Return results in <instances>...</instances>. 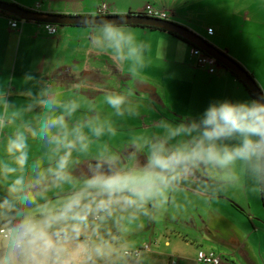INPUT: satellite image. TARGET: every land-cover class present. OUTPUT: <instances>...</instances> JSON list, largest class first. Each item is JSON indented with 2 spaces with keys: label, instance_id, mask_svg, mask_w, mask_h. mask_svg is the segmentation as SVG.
Listing matches in <instances>:
<instances>
[{
  "label": "crops",
  "instance_id": "obj_1",
  "mask_svg": "<svg viewBox=\"0 0 264 264\" xmlns=\"http://www.w3.org/2000/svg\"><path fill=\"white\" fill-rule=\"evenodd\" d=\"M23 1L19 3L26 5ZM29 3L32 8L28 9L68 16H95L100 12L142 14L151 5L168 13L170 21L225 51L264 91V0H32ZM12 18L0 13V114L19 110L21 116L11 127L0 131L2 160L10 159L3 144L18 126L39 127L46 112L38 104L44 98L42 92L55 95L62 102L80 103L77 122L73 121V115L65 117L69 128L104 113L105 110H98L97 100L89 97L95 87L89 86L90 83L82 85V76L74 71L78 66L85 67L80 74L100 77L101 73L116 70L133 78L131 81L140 82H124L128 86L125 92L119 90L123 88L119 83L118 87H113L114 91L101 90L108 92L103 96L117 94L126 97L124 116L117 115L122 122L113 125V132L116 126H125L138 135L118 141L120 146L117 147H113L111 140L109 148L120 157L124 166L146 162V150L138 151L134 142L140 137L154 139L162 136L161 120L177 125L185 118L198 120L212 103L252 101L226 70L216 66L214 73H209L198 65V57L192 55L190 46L166 33L123 27L125 31H131L137 41L152 45L151 51L144 54L147 74H134L129 70L131 61L118 63L110 50L103 51L93 45L92 37L98 34L96 28L63 26L57 27L56 33L50 35L45 25L33 22H19L17 29H11L9 21ZM158 44L162 55L159 60L156 57ZM101 63L102 70H99L97 65ZM143 68H140L141 72ZM26 76L31 79L26 80ZM52 82L55 83L53 86ZM139 86L146 90L134 91V87ZM87 87L91 89H85ZM96 91L95 95L98 94ZM61 113V108H55L52 114ZM150 115L153 118L148 119ZM148 129L155 132L147 133ZM28 145L29 174L36 161L44 169L54 166L52 145L46 140L29 135ZM95 158L74 156L69 171L77 180H82L88 163H95ZM198 172L206 181L189 176L169 193V201L164 207L152 209L149 206L151 216L146 221L145 232L154 227L168 230L175 234L171 235L173 238L187 244L179 235L183 233L196 243L197 254L199 251H214L222 256V264H264V209L260 204V193L251 189L246 178L243 187H225L212 173ZM59 192V189H52L47 195L52 198ZM5 194L6 189L0 183V198ZM154 242L157 248L171 247L169 240L162 242L157 237ZM147 243L148 239L142 237L135 246L141 248ZM196 258L189 261L196 264Z\"/></svg>",
  "mask_w": 264,
  "mask_h": 264
},
{
  "label": "clouds",
  "instance_id": "obj_2",
  "mask_svg": "<svg viewBox=\"0 0 264 264\" xmlns=\"http://www.w3.org/2000/svg\"><path fill=\"white\" fill-rule=\"evenodd\" d=\"M96 19L93 15L82 23L95 27ZM122 23L100 21L92 43L110 50L118 63L131 61L135 74L145 67L144 54L152 45L117 26ZM156 57L162 59L160 44ZM41 96L38 104L46 112L39 127L18 126L4 145L10 159H0V183L6 189L0 198V264H127L129 245L113 235L109 222L117 232L127 233L141 215H148L149 206L164 207L169 193L198 170L212 173L225 187H243L246 178L253 191L264 193V96L250 102L212 103L198 120L185 118L177 125L161 120L162 136L134 142L138 151L146 150V162L124 166L105 146L95 163H88L82 180L69 169L73 151H90L84 129L97 138L113 129L98 118L69 128L65 117L80 104L62 102L46 92ZM105 102L123 115L125 96L106 95ZM55 108L62 113L52 114ZM20 116L19 110L0 114V131ZM29 135L52 145L54 166L44 169L36 161L28 173ZM52 189L60 192L50 198Z\"/></svg>",
  "mask_w": 264,
  "mask_h": 264
},
{
  "label": "rangeland",
  "instance_id": "obj_3",
  "mask_svg": "<svg viewBox=\"0 0 264 264\" xmlns=\"http://www.w3.org/2000/svg\"><path fill=\"white\" fill-rule=\"evenodd\" d=\"M10 1L15 2V4L22 6V7L32 8L30 5H28V4H30L29 2L32 0H25L26 5H22V3H19V2H24L23 0H2V2H7V3H9ZM97 66H98L99 70H102V63L97 65ZM83 68H85V67L84 66H78V67L74 68V71L77 72L80 75V77L81 76L83 77L84 73L83 74L79 73L80 70H82ZM130 68H131V66H130ZM129 70H131V69H129ZM141 70H142V72L140 71V69H138L137 73L147 74L146 73L147 72L146 66ZM85 79H88V80L93 81V82L95 80L98 81V82L89 84V86L95 87V88H92L94 91L97 90L96 92H98V94L95 95V93L93 91L92 96H89V97L91 99H93L94 101L97 100V107H98L99 111L105 110L103 114L99 115L98 122L104 123L106 127L108 125H110L111 128H113V125H116L117 122H122V119L120 117H117L115 110L112 109L105 102V96H103V95H104V93L107 94L108 92L101 91V90H105V91H111V90H106L104 88L101 89L102 86H100V85H105V86H108L109 88L114 87V86L118 87L119 85L117 83V80L115 78H113L110 73L109 74L101 73L100 78L92 76L91 78L86 77ZM88 80H83V78H82V80L80 79L82 85H85V86L89 83ZM111 80H113V81H112V83L109 84V82ZM99 81H101V82H99ZM54 84L55 83L52 82V86ZM125 86H126V84L121 83V87H123V88H121L119 90L121 92H125L124 90L128 87V86H126V87ZM85 89H91V87H89V88L87 87ZM127 114H129V113H127ZM120 116H122V115H120ZM123 116H124V114H123ZM151 118H153L152 115L148 116V119H151ZM78 120H79V113L77 110V112H75V114L73 113V121L77 122ZM122 127H124V128H122ZM122 127L116 126V128H115L116 130L114 132L105 131V133L102 136H100L99 138L92 136V134L88 130V128H85L84 131L88 135V137L91 141L90 151L86 155H82L78 152H73L72 157H74V156L77 158L78 157H83V158H85V157H96L98 152L100 150H102L105 146H107L108 150L110 152H112V150H110V148H109V145L111 144V140H113V143H114L113 147H117V146H120V143L118 141H120V140L126 141V140L133 139V138L138 136L137 134L134 133V132H136L135 130L128 131V129L125 128V126H122ZM151 131H152V129L151 130L148 129L147 133H149ZM137 132H138V129H137ZM153 132H155L154 129H153L152 133ZM4 144H3V146H4ZM260 204H261V202H260ZM150 216H151V211H149L148 215H141L140 219L138 221H136V223L130 227V230L127 233L117 232L116 228L111 224V222H109L108 227L111 229L113 235L120 237L122 242L128 243L129 252H135L138 250L141 251L147 245H150V250L149 251H146V250L141 251L139 258H135V259H128L127 258V264H170L171 258H173L175 260L176 264H192L191 261H189V260H191V258H193V257L195 258L197 256L198 247H197L196 243L191 242L192 241L191 237L190 236L184 237L183 233H179V235H181V237L185 241H187V244H185V243L183 244V243L179 242L178 240H176V238H173L174 236H171V235H175V234L173 232L168 231V230H163V229L154 227L151 230L145 232V226H146L145 224H146V221L150 218ZM142 237H146L148 239L149 243H147L145 246L143 245V247H141V248L139 246H135V244L140 242ZM157 237L160 238L162 242H164L165 240H169L171 243V247L169 249H165V248H163V246H161L160 248H157L156 244L154 242ZM160 250L165 252V255H164V253H161ZM206 251H209V250H206ZM160 254L163 255L164 257H162ZM182 259H186L188 261L182 262L183 261Z\"/></svg>",
  "mask_w": 264,
  "mask_h": 264
},
{
  "label": "water",
  "instance_id": "obj_4",
  "mask_svg": "<svg viewBox=\"0 0 264 264\" xmlns=\"http://www.w3.org/2000/svg\"><path fill=\"white\" fill-rule=\"evenodd\" d=\"M0 12H4L9 16L15 18L19 22H33L42 25H54L57 27L72 26V27H91L85 26L82 20L90 18L92 16H68V15H51L47 13H40L25 7H21L15 3H7L0 1ZM97 18L95 26H100V21L104 19L113 20L114 22L123 21L122 24H118L120 27L130 26H146L154 27L164 30L166 32L175 34L180 38L185 39L193 47L199 49L207 56L213 58L216 61V65L223 69L229 70L234 73L238 79L248 88L252 93L255 100H258L262 96V90L257 85L256 81L249 75V73L236 61L230 58L225 51H220L205 39L189 30L188 28L181 26L172 21L160 20L157 18L144 16L141 14H128V15H109L100 16L95 15ZM136 83V81H132ZM264 102V101H262ZM196 178L206 181V179L198 172L194 175ZM263 205H264V193H262Z\"/></svg>",
  "mask_w": 264,
  "mask_h": 264
},
{
  "label": "built area",
  "instance_id": "obj_5",
  "mask_svg": "<svg viewBox=\"0 0 264 264\" xmlns=\"http://www.w3.org/2000/svg\"><path fill=\"white\" fill-rule=\"evenodd\" d=\"M147 16L157 18L160 20H165V21H170V16L168 13L164 11L157 10L153 8L151 5H148L146 8ZM18 20L11 19L9 21V26L11 29H17L18 28ZM47 32L50 35H53L57 31V26L54 25H46ZM210 33H212L211 29L208 30ZM192 55H195L198 57V65L204 69H206L209 73H214L215 67H216V61L201 52L197 48H192L191 49ZM262 96H264V91H262ZM149 251L150 250V245H147L143 250L141 251ZM140 250L135 251V252H130V255L128 256V259H135L139 258ZM171 264H175V260L171 258L170 260ZM196 264H222V256L214 251H199L197 254L196 258Z\"/></svg>",
  "mask_w": 264,
  "mask_h": 264
},
{
  "label": "trees",
  "instance_id": "obj_6",
  "mask_svg": "<svg viewBox=\"0 0 264 264\" xmlns=\"http://www.w3.org/2000/svg\"><path fill=\"white\" fill-rule=\"evenodd\" d=\"M1 14H4V15H8V14H6V13H4V12H0ZM98 15H100V16H109V15H111V14H109V13H104V12H100V13H98ZM131 15H133V14H131ZM141 15H144V16H147V14L146 13H142ZM9 16V15H8ZM12 19H15V18H12ZM11 20V19H10ZM16 20V19H15ZM46 26V25H45ZM97 27H99V26H95V27H92V28H97ZM129 27V26H128ZM130 27H134V28H140V29H146V30H149V31H157V32H163V33H166V34H168V35H170V36H172V37H174V38H176V39H178V40H180V41H182V42H184V43H186L188 46H190V48H194L195 49V47H193L191 44H189L185 39H183V38H180L179 36H177V35H175V34H172V33H169V32H166V31H164V30H161V29H157V28H154V27H146V26H130ZM217 66V65H216ZM224 70H226V69H224ZM234 79H236V81L242 86V88L244 89V91L249 95V97L251 98V100H255L254 99V97H253V95H252V93L248 90V88L238 79V77L234 74V73H232L231 71H229V70H226ZM111 75H112V77L113 78H115L116 80H117V83H119V84H121V82L122 83H124V82H127V81H131L133 78H131L130 79V77L129 76H126L125 74H122V73H119L118 71H116V70H114L113 72L111 71V73H110ZM250 75V74H249ZM93 75H90V74H84V76L82 77L83 78V80H88V79H85L86 77H89V78H91ZM100 76V75H99ZM251 76V75H250ZM252 77V76H251ZM82 78H81V80H82ZM253 78V77H252ZM112 81L113 80H111L110 82H109V84L110 83H112ZM115 81V80H114ZM88 82L89 83H95V82H98L97 80H95L94 82L93 81H90V80H88ZM99 82H101V81H99ZM116 82V81H115ZM132 82V81H131ZM100 86H102L101 87V89L102 88H104V89H106V90H111V91H114V89H113V87H108V86H105V85H100ZM260 201H261V205H262V208L264 209V205H263V198H262V193H260Z\"/></svg>",
  "mask_w": 264,
  "mask_h": 264
},
{
  "label": "flooded vegetation",
  "instance_id": "obj_7",
  "mask_svg": "<svg viewBox=\"0 0 264 264\" xmlns=\"http://www.w3.org/2000/svg\"><path fill=\"white\" fill-rule=\"evenodd\" d=\"M98 78H100V77H98ZM134 91H141V92H144V90H146V88L145 87H143V86H139V87H134Z\"/></svg>",
  "mask_w": 264,
  "mask_h": 264
}]
</instances>
